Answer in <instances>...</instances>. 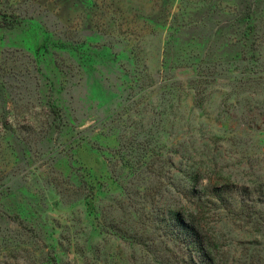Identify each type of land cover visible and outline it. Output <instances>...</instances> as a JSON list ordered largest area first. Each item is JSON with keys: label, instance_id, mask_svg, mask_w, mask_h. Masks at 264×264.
<instances>
[{"label": "rangeland", "instance_id": "374dc122", "mask_svg": "<svg viewBox=\"0 0 264 264\" xmlns=\"http://www.w3.org/2000/svg\"><path fill=\"white\" fill-rule=\"evenodd\" d=\"M175 216L264 264V0H0V264H198Z\"/></svg>", "mask_w": 264, "mask_h": 264}, {"label": "trees", "instance_id": "16d2710c", "mask_svg": "<svg viewBox=\"0 0 264 264\" xmlns=\"http://www.w3.org/2000/svg\"><path fill=\"white\" fill-rule=\"evenodd\" d=\"M195 189L196 190H191L188 189L187 185L183 186V192L187 198L186 201L191 200L189 195H193L197 191V188ZM217 189L219 192H223V190H226L224 188ZM218 197H221V194H219ZM194 199H196L195 201L199 210V208L203 207L204 203L201 202L200 195H197ZM209 201L213 205L215 200H212V198H210ZM173 225L174 227H177V229H180L179 231L184 235V239L187 242L188 247L191 249L190 255L192 257L190 258L195 259L198 264H228V262H217V258L214 255L213 250V240L211 239V237L207 236L205 232H203L201 225L199 224V222H196L194 218L188 220L181 216H175Z\"/></svg>", "mask_w": 264, "mask_h": 264}]
</instances>
